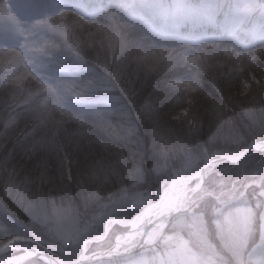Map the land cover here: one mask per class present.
<instances>
[{
	"label": "rangeland",
	"instance_id": "obj_1",
	"mask_svg": "<svg viewBox=\"0 0 264 264\" xmlns=\"http://www.w3.org/2000/svg\"><path fill=\"white\" fill-rule=\"evenodd\" d=\"M96 1V6L87 7L71 0H52L48 2L49 6L36 10L37 0H0V48H14L21 53L14 62L0 58V84L14 85V92L11 93L16 105L20 104L24 110L16 114L17 121L22 114L32 112L29 120H26L28 126L32 125L29 137L21 139H30L27 141H30L33 149L35 144L45 148L55 141V134L58 135L60 129L64 131L66 124L75 119L78 113L96 115L111 113L115 105L121 108V103L113 99L114 94L108 92L115 87L117 78L109 84L96 76H84L78 60L58 64L57 61L63 60V56L55 54L53 47L46 45L51 32L57 41L61 37L57 33L62 34L65 30L62 20L65 21L67 16L73 25L74 18L86 19L85 23L89 24L86 28L80 27L79 34L78 31L75 34L77 43L81 46L85 44L90 52L95 48L99 56L102 50L110 52L116 44L111 42L109 32L105 34L101 30L95 33L107 26L95 23L103 11L109 24L115 26L116 21L115 32L122 38L123 46L126 40H134L140 48L138 51L146 52L140 55L137 62L154 75V80H161L162 98L156 99L152 92L147 95L150 99L149 113H159L157 104L169 100L170 106L164 115L170 116L174 123L166 125L165 120L157 123L150 134V149L144 159L131 155L130 161L123 154L118 159L121 161L119 170L99 166L102 181L114 175L122 191L105 185L103 190H107V196L100 194L101 189L89 193L82 200V209H78L71 200L58 204L37 198L15 183L13 177L7 181L1 178L0 188L9 203L0 199V242L8 243L0 250V261L37 249L64 261H73L81 255L84 242L101 236L105 225L114 217L127 218L126 214L129 213L137 216L138 210L155 202L172 181L196 172L210 157L206 149L217 138L229 145L241 140V133L234 129L206 126L201 130L198 118L197 123L192 124L189 109L191 105L202 104V96L197 92L201 86V76L216 68L214 64L223 65L226 62V67L236 62L237 66H243L245 59L255 61L256 52H249L251 46L258 44L256 41L261 26L254 23L246 27L244 18L251 14L264 18V3L259 0H115L120 5L113 9L112 5H107L110 2L102 5V0ZM73 4L79 6L80 10H76L81 16L76 17ZM228 15L231 19L227 18ZM56 17L58 19L47 29ZM223 20L229 26V29H224L225 37L214 38L209 33L193 35L181 30L186 23L197 27L216 25ZM38 21L45 23L38 24ZM249 39L254 42L251 46L246 43ZM129 46L133 47L129 50L136 51L133 44ZM113 71L115 77H119L115 68ZM21 76L24 78L18 79ZM243 85L249 87L246 79ZM5 89L10 92V89ZM13 116L10 118L12 122ZM54 116L57 117L56 123ZM204 117L207 122L210 120L207 115ZM109 127H119V138L128 137L133 130L118 121L111 122ZM13 138L15 133L10 127L0 130V151L8 142L17 143L20 140ZM245 156L231 162L232 165L220 164L222 161L213 162L206 170L205 183L197 190L195 187L200 177L190 180L187 198L181 208L188 206L189 202L190 206L160 236H155L152 244L126 254L127 257L123 255L125 259L117 257L86 264H229L223 255L226 252L238 264H264V150H252V155L244 160ZM145 165L154 172L152 177L156 182L159 181L157 190L140 188L148 172ZM169 175L173 180L167 179ZM207 180L210 182L209 189ZM124 182L129 185L123 187ZM96 188L102 187L98 185ZM115 192L118 193L113 196ZM201 204H205L216 216L217 234L214 238H218V242L212 240L204 213L199 207ZM260 206V227L256 234L258 231L254 225ZM148 222H143L140 227L144 228ZM116 226L119 228L110 229L107 238L97 244L95 251L111 248L120 236L125 238L129 227ZM135 232V238L126 239L128 244L122 245L121 250H131L139 240L141 229ZM102 244L105 246L102 247ZM88 247H91L89 242L86 244L87 253ZM44 263L47 262L29 258L22 264Z\"/></svg>",
	"mask_w": 264,
	"mask_h": 264
},
{
	"label": "trees",
	"instance_id": "obj_2",
	"mask_svg": "<svg viewBox=\"0 0 264 264\" xmlns=\"http://www.w3.org/2000/svg\"><path fill=\"white\" fill-rule=\"evenodd\" d=\"M50 1L37 0V8L35 9L38 10L45 8L44 6L46 5L49 6L50 3L48 2ZM102 1V5L110 2L107 5H112L113 9L119 4L115 0ZM71 2L83 3L87 7H94L98 3L96 0H71ZM259 2L264 3V0H259ZM72 7H74L73 10H80L77 4H73ZM78 10H76V17L81 16ZM72 18L73 16H71ZM227 18L231 19V16L228 15ZM55 19L58 18H54V21H51L47 29L55 23ZM74 20L75 24L73 25L71 24L72 21L69 22L70 20L66 16L65 21L62 20L65 30L62 34L57 33L61 37L57 41L53 32H51L52 35L47 40L46 45L48 47L52 46L55 54L63 56V60L57 61L58 64L62 62L66 64L78 60L80 61L79 69L84 76L86 74L96 76L99 80L109 84L114 83L116 81L115 78H117V84L115 83V87L113 89L110 88L108 92L114 94L112 97L117 101L116 103H121V108L118 109V106L115 105V109L111 113L96 115L81 114L77 111L78 114L74 117L75 119H71L66 124L64 131L60 129L58 131L60 133L58 135L55 134L54 142L45 146V148L35 144V149H33L32 144L29 143L30 141H27L30 139H21L29 137L28 133L32 125L28 126V121L26 120H29L32 112L22 114L17 121L16 114L22 113L24 110L20 104L16 105L14 94L11 93V91L14 92V85L9 86L8 84V86H4L0 84V130L10 127L15 133V138L13 139H20L17 143L8 142L0 151V179L4 178L7 181L13 177L16 180L15 183H19L28 193L35 195L37 198H44L47 201H54L58 204H64L67 200H71L77 205L78 209H82V200L89 193L92 194L95 190L101 189V191L99 190L100 194L107 196L105 194L107 190H103L105 185H111L118 192L122 191L119 188L121 185L116 184L117 179L114 175L102 181L99 176L101 165L107 166L106 168L108 169L114 168L117 171L121 168V161L118 159L123 154L130 161H132L131 155L135 158L142 157L144 159L150 149L148 143L150 134L157 123L165 120L166 125H171L174 122L170 116L166 117L164 115V113H167L165 110L170 106L169 100H162L157 104L156 108L159 109V113L154 115L151 112L149 113L147 108L150 99L147 95L152 92L156 99L160 100L162 98L163 88L161 87V80H158V82L154 80V75L147 71L140 62H137L142 53L146 52L144 50L138 51L140 48L137 43L133 42L134 40H126L125 46H123L122 38L115 32L117 30L116 21L115 26L109 24L108 20L105 19V11L95 21L96 25H102L103 23V25H107L99 28L100 30L95 31V33L98 34L101 30L105 34L109 32L111 42L116 44V47L111 48L110 52L100 51L101 56H99L95 53V48H92L90 52L85 47V44L81 46L75 39V34H77V31L79 34L80 27L84 26L86 28L89 26L88 23H85L87 20L83 18L81 20L80 18H74ZM244 20L246 27L254 23L261 26L260 36L256 41L258 43L257 46H251L254 42L252 43L250 39L246 41L251 46L249 53L256 52L257 54L255 61L252 60L250 62L245 59L243 66H237L236 62L226 67V62H223V65L214 64L216 68L201 76L202 82L197 92L202 96V104L191 105V110L189 109V117L192 120V124L197 123L196 118H198L200 122L198 127H201V130H204L206 126L210 128L222 127V129H231V131L234 129L241 133V140L237 144L222 143L221 138H217L218 140L214 141V144H207L206 154L208 155L239 150L255 138L264 137V18L259 16V14H251V16H245ZM69 24L71 25L69 26ZM223 24L224 20L216 25L203 24L197 27H192L190 23H186L181 26V30L190 34L193 33V35L209 33L214 38L216 36L225 37L227 34L224 29H229V26ZM131 44L134 45L136 51L129 50L133 48L132 46L128 47ZM74 55L77 57L76 59H74ZM216 57L223 58L222 56ZM147 58V56L144 57L146 60ZM113 59L116 60L113 61ZM114 64L116 65L113 66ZM114 68L118 71L119 77H115ZM245 79L249 83L247 88L243 85ZM4 87L10 89V92ZM105 91L107 92V90ZM159 96L161 97L159 98ZM129 97H131V101ZM203 115H207V119L210 120L207 122ZM12 116L13 122L10 121ZM199 118L201 120L204 119V121H200ZM53 119L56 123L57 117L54 116ZM113 121L132 127V133L126 138H119V127L115 129L109 127ZM203 141L205 142L206 140ZM245 155L244 160L252 155V150ZM5 156L7 157L3 159ZM223 162L225 165H232L229 161H222L220 164H224ZM244 165L242 164V166ZM145 167L146 172H148L145 175L143 185L140 184V188L142 190L148 188L157 190L159 181L156 182L155 178L152 177L154 172L152 173L150 169H147L146 165ZM171 178L170 175L167 177V179ZM126 180L128 179L126 178ZM209 183V180H207L208 189ZM98 185H101L102 188H96ZM128 185V182L122 184L123 187ZM118 192H115L113 196ZM0 199L9 203V200L6 197L4 198L1 188ZM200 206L202 213H204L209 233L213 237L212 240L216 239L218 242V238H214L217 234L215 229L216 216L206 208L205 204ZM261 210L262 207L260 206L256 213L254 225L256 231L260 227ZM133 214H126V217H131ZM102 229L103 227L100 228V230ZM258 233L259 231L256 232V234ZM99 243H93L91 250L98 248L97 244ZM252 243H255V241ZM102 245V247L105 246V244ZM223 255L229 264H238L227 252Z\"/></svg>",
	"mask_w": 264,
	"mask_h": 264
},
{
	"label": "bare ground",
	"instance_id": "obj_3",
	"mask_svg": "<svg viewBox=\"0 0 264 264\" xmlns=\"http://www.w3.org/2000/svg\"><path fill=\"white\" fill-rule=\"evenodd\" d=\"M255 149L257 150H264V143L257 142L254 145ZM188 183L189 181L185 179H179L172 182L162 194V197L158 202L153 204L147 213V219L140 220L137 219V216H134L132 219H119L118 222L122 226H128L130 227V230L125 233L127 237L135 238L137 233L135 230L141 229L140 234H142L141 241L143 242H150L154 239V235L156 231L160 230L163 225L168 220L170 214L174 212L179 206H182L185 203V200L187 198V192H188ZM149 220L148 225L144 228H141L140 225ZM127 238L119 237L116 240V243L114 245V251H120L122 248L121 246L125 243ZM0 243V250L4 249L8 246V243L6 241H1ZM30 251H26V253H29ZM25 255V253H22L20 255L11 257L5 261H0V264H16L22 257Z\"/></svg>",
	"mask_w": 264,
	"mask_h": 264
},
{
	"label": "water",
	"instance_id": "obj_4",
	"mask_svg": "<svg viewBox=\"0 0 264 264\" xmlns=\"http://www.w3.org/2000/svg\"><path fill=\"white\" fill-rule=\"evenodd\" d=\"M264 141V138L261 139H257L254 140L253 142H251L250 144H248L247 146H245L244 148H242L239 151H233V152H222L219 154H215L211 157H209L205 163L199 168V170H197L196 172H194L193 174L184 177L183 179L185 180H191L194 177H200V182L199 184L195 187V190H197L200 186H202L203 183H205V176H206V170L207 168L216 160L218 159H225V160H230V161H235L237 159H239L240 157H242L249 149H255L254 145L257 142H262ZM180 179V178H179ZM176 179V180H179ZM175 181V180H174ZM172 181V182H174ZM194 191V190H193ZM156 202H154L153 204H155ZM149 205L147 207V209L149 210L150 207L153 205ZM190 206V202L188 204V206L184 209H177L174 212H172L168 218V220L166 221V223L163 225V227L157 232V235H161L162 232L166 229L167 225H169L174 219L175 217H178L180 214H182L188 207ZM105 233H107V230L105 231ZM89 242H93L95 241L94 239H89ZM152 243V242H150ZM149 242H143L140 240H138V242H136L133 247L131 248V250L129 251H114L113 248L110 249H106V250H101V251H94L91 252L89 254H86L85 252V248L84 251L82 252V254L74 261H70V262H63L60 259H58L57 257L42 251V250H35L33 252H29L27 254H25L16 264H22L25 260L35 257V258H43L45 260H47L50 264H81L84 261L85 262H89V261H95L98 259H109V258H113V257H117V256H121V255H125L129 252H134L140 248H142L143 246H146L148 244H150Z\"/></svg>",
	"mask_w": 264,
	"mask_h": 264
},
{
	"label": "snow or ice",
	"instance_id": "obj_5",
	"mask_svg": "<svg viewBox=\"0 0 264 264\" xmlns=\"http://www.w3.org/2000/svg\"><path fill=\"white\" fill-rule=\"evenodd\" d=\"M38 24L45 23L44 21H38ZM21 56L19 50L14 48H0V58H4L5 60H9L10 62L16 61ZM2 243V242H0Z\"/></svg>",
	"mask_w": 264,
	"mask_h": 264
},
{
	"label": "clouds",
	"instance_id": "obj_6",
	"mask_svg": "<svg viewBox=\"0 0 264 264\" xmlns=\"http://www.w3.org/2000/svg\"><path fill=\"white\" fill-rule=\"evenodd\" d=\"M24 75H27V74H24ZM23 78H24V76H21L18 79H23ZM147 213H148L147 208H142V209L138 210L137 219H140V220L147 219Z\"/></svg>",
	"mask_w": 264,
	"mask_h": 264
}]
</instances>
